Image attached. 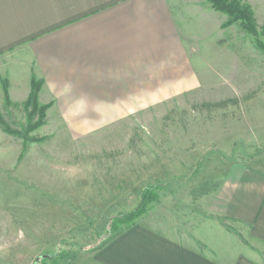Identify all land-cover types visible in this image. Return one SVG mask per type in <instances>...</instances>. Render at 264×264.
Masks as SVG:
<instances>
[{
    "label": "rangeland",
    "instance_id": "1",
    "mask_svg": "<svg viewBox=\"0 0 264 264\" xmlns=\"http://www.w3.org/2000/svg\"><path fill=\"white\" fill-rule=\"evenodd\" d=\"M252 4L251 20L221 26L239 47L212 49L211 62L202 54L211 78L182 96L142 98V111L97 122L98 114H69L74 127L62 129L48 127L47 111L38 119L28 98L5 100L0 264H97L110 220L135 209L153 185L156 201L136 224L193 240L199 204L215 185L200 174L264 160V7Z\"/></svg>",
    "mask_w": 264,
    "mask_h": 264
},
{
    "label": "crops",
    "instance_id": "2",
    "mask_svg": "<svg viewBox=\"0 0 264 264\" xmlns=\"http://www.w3.org/2000/svg\"><path fill=\"white\" fill-rule=\"evenodd\" d=\"M225 21L207 0H0V107L3 83L20 104L32 78L42 82L52 128L74 127L73 113L98 114L97 122L142 111V98L182 96L211 78L212 49L239 47L228 44ZM4 153L0 127L1 169ZM216 168L214 177L200 174L215 185L203 194L193 240L136 224L150 207L101 245L96 263L264 264V160Z\"/></svg>",
    "mask_w": 264,
    "mask_h": 264
},
{
    "label": "trees",
    "instance_id": "3",
    "mask_svg": "<svg viewBox=\"0 0 264 264\" xmlns=\"http://www.w3.org/2000/svg\"><path fill=\"white\" fill-rule=\"evenodd\" d=\"M207 1L211 4L212 8L215 11L221 12L227 15L228 17H230L229 18L230 21H227L222 25L223 28L234 23L235 21L244 19V16H246V18H248L249 20L252 19L253 13L250 10L249 6L243 3L240 4L239 2L240 0H231L230 2H226V0H207ZM248 32L254 35L253 29L248 30ZM258 48H261V46L258 45ZM41 85H42L41 81H37L34 78L31 79L30 93L26 102L27 105H30L33 108V113L38 112L39 114L38 119H43L45 116V112L50 107L49 104L38 107L37 97L41 89ZM4 94H5V100H7L8 97H7L6 89H4ZM0 125L4 127L1 120H0ZM41 125H42L41 120H38V122L31 129H35ZM4 131L8 133L5 127H4ZM157 189L158 187L156 185L144 188L140 193L138 206L128 213L114 216L107 225L108 237L106 238L100 237L101 239L99 238L98 240L102 241L104 239L103 242H106L109 239H111L114 235L118 234V232L120 233L121 231L130 228L138 219H140L145 214V212L148 209V206L156 201L157 197L155 191ZM113 222L115 223V226L113 229V225H112V229H111L110 227ZM122 226L125 227L121 230H118V228H121ZM110 230H114L113 231L114 233H110L111 232Z\"/></svg>",
    "mask_w": 264,
    "mask_h": 264
},
{
    "label": "water",
    "instance_id": "4",
    "mask_svg": "<svg viewBox=\"0 0 264 264\" xmlns=\"http://www.w3.org/2000/svg\"><path fill=\"white\" fill-rule=\"evenodd\" d=\"M36 264V263H35Z\"/></svg>",
    "mask_w": 264,
    "mask_h": 264
}]
</instances>
